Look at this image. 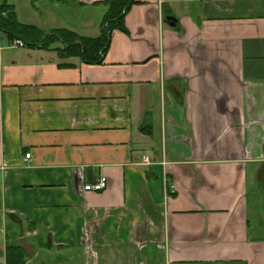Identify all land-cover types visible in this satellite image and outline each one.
I'll use <instances>...</instances> for the list:
<instances>
[{"label": "crops", "instance_id": "crops-1", "mask_svg": "<svg viewBox=\"0 0 264 264\" xmlns=\"http://www.w3.org/2000/svg\"><path fill=\"white\" fill-rule=\"evenodd\" d=\"M3 1L98 38L109 0ZM135 1L102 64L0 29V264H264V0Z\"/></svg>", "mask_w": 264, "mask_h": 264}, {"label": "trees", "instance_id": "trees-1", "mask_svg": "<svg viewBox=\"0 0 264 264\" xmlns=\"http://www.w3.org/2000/svg\"><path fill=\"white\" fill-rule=\"evenodd\" d=\"M108 11L102 23L101 35L98 38H87L69 30L58 29L44 32L34 26L23 25L17 20L13 5L3 1L0 5L2 16L0 17V29L5 32L11 40H20L24 46L42 47L51 49L53 45H62L58 50L65 56H78L87 64H102L105 60L110 46L112 34L115 30L126 31L125 17L130 8L136 3L135 0H109L105 2ZM17 260L22 259L19 264H25V254L15 247ZM8 264H12L9 256ZM17 264V263H15Z\"/></svg>", "mask_w": 264, "mask_h": 264}, {"label": "built area", "instance_id": "built-area-1", "mask_svg": "<svg viewBox=\"0 0 264 264\" xmlns=\"http://www.w3.org/2000/svg\"><path fill=\"white\" fill-rule=\"evenodd\" d=\"M14 45L23 47L24 43L22 41H14ZM30 157H31V155L27 154V158H30ZM145 162L147 164H152V163H150L149 159H147V158H145ZM164 184H165V187H166V190L168 193H174L176 191V187L174 185L169 186L166 178L164 179ZM107 187H108L107 178L101 177L97 182H95L93 184L85 185L84 190L87 192L91 191V192L98 193V192L105 191L107 189Z\"/></svg>", "mask_w": 264, "mask_h": 264}, {"label": "water", "instance_id": "water-1", "mask_svg": "<svg viewBox=\"0 0 264 264\" xmlns=\"http://www.w3.org/2000/svg\"><path fill=\"white\" fill-rule=\"evenodd\" d=\"M167 21L169 22V25L174 27L176 26L177 20L174 17H167Z\"/></svg>", "mask_w": 264, "mask_h": 264}, {"label": "rangeland", "instance_id": "rangeland-1", "mask_svg": "<svg viewBox=\"0 0 264 264\" xmlns=\"http://www.w3.org/2000/svg\"><path fill=\"white\" fill-rule=\"evenodd\" d=\"M2 16V13H1V11H0V17ZM25 263H26V261H25Z\"/></svg>", "mask_w": 264, "mask_h": 264}]
</instances>
